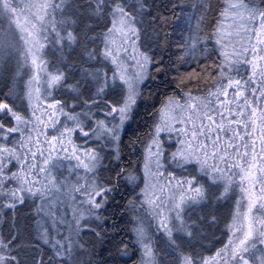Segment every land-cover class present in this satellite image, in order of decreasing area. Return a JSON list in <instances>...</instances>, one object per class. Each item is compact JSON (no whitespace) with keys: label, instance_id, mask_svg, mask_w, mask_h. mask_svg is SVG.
I'll return each mask as SVG.
<instances>
[{"label":"snow or ice","instance_id":"snow-or-ice-1","mask_svg":"<svg viewBox=\"0 0 264 264\" xmlns=\"http://www.w3.org/2000/svg\"><path fill=\"white\" fill-rule=\"evenodd\" d=\"M191 7L177 47L179 61L196 67L152 113L144 185L128 201L139 264H264V0H219L210 33L203 25L211 5ZM150 8L149 0H0V215L27 200L43 214L34 237L0 232V264H75L80 233L100 235L89 221L103 218L119 186L100 173L139 179L126 167L109 169L105 153L109 164L122 159L121 131L154 78L150 69L166 71L168 17ZM237 190L222 247L185 250L218 224L212 213L192 219L193 209ZM43 246L53 253L47 261Z\"/></svg>","mask_w":264,"mask_h":264},{"label":"trees","instance_id":"trees-1","mask_svg":"<svg viewBox=\"0 0 264 264\" xmlns=\"http://www.w3.org/2000/svg\"><path fill=\"white\" fill-rule=\"evenodd\" d=\"M198 0H149L151 12L153 15H165L168 17V26L165 29L170 34L169 45L163 50V66L166 71L157 73L155 67L150 69L154 78L148 79L142 86L143 97L131 114V118L126 122L121 131L122 143L121 157L118 162L109 164L112 154L106 151L107 159L105 164L109 169L119 171L121 167H126L127 172L135 174L139 179L135 183H129L123 177L117 182L113 171H105L100 173L104 178H111L113 183H118L117 191L111 194L109 202L105 205L100 221H89L90 227L99 232L97 236L94 232L87 229L80 233L78 243L83 244V250L77 248L75 252V264H136V260L140 256L137 245L135 244V235L131 231L133 227L132 217L136 214L132 211L128 201L135 197L142 184L144 177L142 172L141 148L142 141L146 140L147 133L153 126L155 117L152 113L159 107L161 100L176 91L179 83V76L183 73L191 71L196 67L195 62L191 65L179 61L181 51L178 45L183 43L184 36L189 29L188 16L195 10L191 5ZM211 7L206 14V20L203 25L205 32L210 33L215 25L216 17L220 8L219 0H206ZM174 5L176 7H174ZM197 15L200 13L197 12ZM163 48V46H161ZM157 58L161 56V52H156ZM49 58L54 60L56 57L49 54ZM76 54L68 58L69 63L75 62ZM159 67V65H157ZM27 77H25L26 79ZM57 98H61L57 95ZM139 138V139H138ZM135 142V143H133ZM173 171L172 168L168 169ZM66 174V173H65ZM176 174L181 173L177 170ZM219 195V192L216 193ZM239 198L238 190L230 194L227 200L220 201L218 204L209 207H196L191 212L192 219L208 213L215 214L218 224L215 226H205L202 235L194 238L190 243L184 245L187 251H201L205 255L213 254L216 249L222 247L227 240L224 232L225 225L231 217V213L235 209V202ZM138 203V201H137ZM39 201L35 203L27 200L23 205H18L15 209H3L0 215V232L7 234L14 227L19 229L25 237H34L36 235L37 223L42 221L43 214L37 215L36 209ZM68 215V213H67ZM108 216L109 219L106 218ZM71 219V216L68 217ZM51 228V222L47 225ZM63 235L67 233L66 229L59 230ZM56 235V233H52ZM158 249L166 248V238L163 233H159L153 237ZM31 242V239L29 240ZM128 245V254L122 255L121 249ZM138 258H135V255ZM43 255L45 261L53 255L48 246H43ZM163 255V253H162ZM167 264H171L169 260Z\"/></svg>","mask_w":264,"mask_h":264},{"label":"rangeland","instance_id":"rangeland-1","mask_svg":"<svg viewBox=\"0 0 264 264\" xmlns=\"http://www.w3.org/2000/svg\"><path fill=\"white\" fill-rule=\"evenodd\" d=\"M80 142H81L80 140H77V143H80ZM141 158H142V164H143V147L141 148ZM168 171H169V170H168ZM143 185H144V184H142V187H143ZM69 216H71V208H70V207L68 208V217H69ZM105 216H106L107 219H109L107 215H105ZM49 223H50V221H49ZM49 223H48V225H49ZM150 231H151V234H152L153 237L156 236L157 234L161 233V232H157V231H156L155 226H153V227L150 229ZM161 234H162V233H161ZM64 235H67V233H65ZM135 258H136V259L138 258V255H137V254L135 255ZM139 260H140V256H139V258L136 260V264H139Z\"/></svg>","mask_w":264,"mask_h":264}]
</instances>
